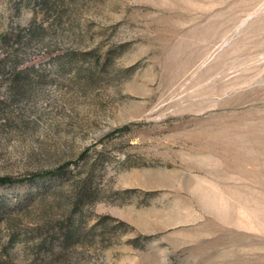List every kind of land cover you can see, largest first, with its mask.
I'll return each mask as SVG.
<instances>
[{
    "label": "rangeland",
    "instance_id": "1",
    "mask_svg": "<svg viewBox=\"0 0 264 264\" xmlns=\"http://www.w3.org/2000/svg\"><path fill=\"white\" fill-rule=\"evenodd\" d=\"M0 264H264V0H0Z\"/></svg>",
    "mask_w": 264,
    "mask_h": 264
},
{
    "label": "trees",
    "instance_id": "2",
    "mask_svg": "<svg viewBox=\"0 0 264 264\" xmlns=\"http://www.w3.org/2000/svg\"><path fill=\"white\" fill-rule=\"evenodd\" d=\"M63 168L59 170H51L47 172V174H38V175H32L29 177H24V178H10V177H0V184H14V183H22V182H29V181H38L41 178L49 175H55V174H60L62 173Z\"/></svg>",
    "mask_w": 264,
    "mask_h": 264
}]
</instances>
